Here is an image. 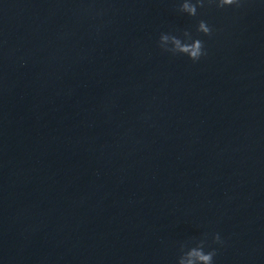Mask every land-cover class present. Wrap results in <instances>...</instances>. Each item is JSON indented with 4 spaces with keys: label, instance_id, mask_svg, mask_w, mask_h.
Wrapping results in <instances>:
<instances>
[{
    "label": "water",
    "instance_id": "water-1",
    "mask_svg": "<svg viewBox=\"0 0 264 264\" xmlns=\"http://www.w3.org/2000/svg\"><path fill=\"white\" fill-rule=\"evenodd\" d=\"M199 15L193 62L174 0H0V264H264V4Z\"/></svg>",
    "mask_w": 264,
    "mask_h": 264
},
{
    "label": "clouds",
    "instance_id": "clouds-1",
    "mask_svg": "<svg viewBox=\"0 0 264 264\" xmlns=\"http://www.w3.org/2000/svg\"><path fill=\"white\" fill-rule=\"evenodd\" d=\"M177 12L195 18L193 27L161 30L156 39L159 49L171 56H184L193 62L207 55L205 41L200 33L211 34L215 26L200 17L199 10L206 6L219 9L240 7L244 0H174ZM264 4V0H259ZM224 238L219 231H205L198 236H187L176 242L175 264H216L218 247Z\"/></svg>",
    "mask_w": 264,
    "mask_h": 264
}]
</instances>
